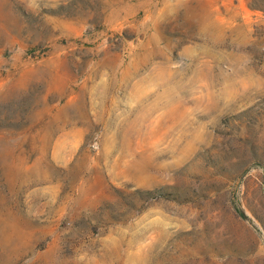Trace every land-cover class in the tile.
I'll list each match as a JSON object with an SVG mask.
<instances>
[{
    "label": "rangeland",
    "instance_id": "obj_1",
    "mask_svg": "<svg viewBox=\"0 0 264 264\" xmlns=\"http://www.w3.org/2000/svg\"><path fill=\"white\" fill-rule=\"evenodd\" d=\"M0 264H264V0H0Z\"/></svg>",
    "mask_w": 264,
    "mask_h": 264
}]
</instances>
